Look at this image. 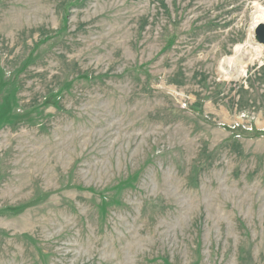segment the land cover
<instances>
[{
    "label": "rangeland",
    "instance_id": "rangeland-1",
    "mask_svg": "<svg viewBox=\"0 0 264 264\" xmlns=\"http://www.w3.org/2000/svg\"><path fill=\"white\" fill-rule=\"evenodd\" d=\"M257 4L0 0V264H264Z\"/></svg>",
    "mask_w": 264,
    "mask_h": 264
},
{
    "label": "bare ground",
    "instance_id": "bare-ground-1",
    "mask_svg": "<svg viewBox=\"0 0 264 264\" xmlns=\"http://www.w3.org/2000/svg\"><path fill=\"white\" fill-rule=\"evenodd\" d=\"M262 22L264 23V7L261 6V5H259V4H257V5L254 6V11H253V16H252V22L250 24L249 31H248V36H247V39H246V41L248 43L255 44V46L252 45L253 46L252 47L253 48L252 49L253 53H252V57L250 59V61L252 63H253L254 60H256L257 58L260 57V55L262 54L261 53L262 52V49L264 47V45H262V44H258L257 45L256 42H255V38H254L255 29H256L257 25L259 23H262ZM238 50H239V48L237 47V51ZM219 63H221V62H219ZM244 70H245V65H242L241 75L243 74ZM219 71L220 72H226V71H223V67L219 68ZM228 73L229 74H232L230 72H228ZM225 76H226V78H231V75H227V73H225ZM235 77H237V75H235Z\"/></svg>",
    "mask_w": 264,
    "mask_h": 264
},
{
    "label": "water",
    "instance_id": "water-1",
    "mask_svg": "<svg viewBox=\"0 0 264 264\" xmlns=\"http://www.w3.org/2000/svg\"><path fill=\"white\" fill-rule=\"evenodd\" d=\"M256 43L264 45V23H259L254 32Z\"/></svg>",
    "mask_w": 264,
    "mask_h": 264
},
{
    "label": "trees",
    "instance_id": "trees-1",
    "mask_svg": "<svg viewBox=\"0 0 264 264\" xmlns=\"http://www.w3.org/2000/svg\"><path fill=\"white\" fill-rule=\"evenodd\" d=\"M168 45L170 46V44H167V46H166V47H169Z\"/></svg>",
    "mask_w": 264,
    "mask_h": 264
}]
</instances>
